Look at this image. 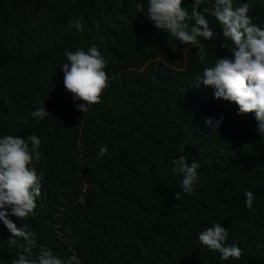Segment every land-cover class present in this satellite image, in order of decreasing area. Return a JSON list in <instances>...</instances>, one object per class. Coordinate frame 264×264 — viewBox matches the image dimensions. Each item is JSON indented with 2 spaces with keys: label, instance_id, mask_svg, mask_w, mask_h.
Listing matches in <instances>:
<instances>
[{
  "label": "trees",
  "instance_id": "trees-1",
  "mask_svg": "<svg viewBox=\"0 0 264 264\" xmlns=\"http://www.w3.org/2000/svg\"><path fill=\"white\" fill-rule=\"evenodd\" d=\"M194 3L181 6L191 13ZM243 3L264 28V0H233ZM148 4L0 0V138L37 135L35 169L44 173L35 215L9 218L35 233L30 259L43 246L80 264H264V135L254 113L238 115L212 86L196 85L232 45L220 47L222 29L205 13L217 38L184 46L147 20ZM93 44L107 61L108 87L82 112L61 66L66 51ZM41 107L52 115L33 117ZM220 117L218 129L205 126ZM102 146L108 151L97 159ZM184 159L200 166L192 195L172 171ZM216 223L227 229L226 243L242 249L240 259L222 260L198 240ZM9 236L0 221V264L18 259L25 243L10 245Z\"/></svg>",
  "mask_w": 264,
  "mask_h": 264
},
{
  "label": "clouds",
  "instance_id": "clouds-1",
  "mask_svg": "<svg viewBox=\"0 0 264 264\" xmlns=\"http://www.w3.org/2000/svg\"><path fill=\"white\" fill-rule=\"evenodd\" d=\"M209 0H195L191 13L181 6L182 0H149L147 20L160 31L176 38L184 46L198 47L200 37L205 40H215L217 33L212 29L205 13L215 17L222 29L224 41L221 48L232 45L230 57L218 58L213 67L203 69L198 83L212 86L214 98L235 103L238 115L254 113L257 121L258 134L264 135V28L252 22L249 16L250 5L243 3L234 7L233 0H214L212 7L197 8L208 3ZM194 21V23H191ZM77 30H83L84 24L77 19L73 22ZM187 47L185 51H187ZM201 52L204 49H199ZM68 63L61 66L64 73L65 89L72 93L73 100L83 101L76 105L82 112L90 105L100 102L104 89L108 87V76L105 72L107 61L101 55L98 47L93 44L86 51L77 48L66 51ZM52 115L44 107L32 112L33 117L44 119ZM223 117L219 120L208 118L205 126L218 129ZM40 138L30 134L26 138L5 135L0 138V221L8 229L9 244L16 245L18 240L22 249L18 259L12 264H80L76 255L67 261L53 254L51 249L40 247L39 255L30 259L36 247L35 233L27 231L26 227L17 225L9 218L15 216L18 220L35 215L36 198L41 194V181L44 173L39 174L35 169L41 159L39 148ZM107 146L99 149L97 159L107 153ZM199 163L186 159L179 166L172 169L175 174H182V190L192 195L198 183ZM178 198V194H175ZM245 207L252 209L254 194L245 192ZM10 209V213H9ZM229 233L220 223L206 228L198 234V240L210 251H218L222 260L229 258L240 259L242 249L236 244H227Z\"/></svg>",
  "mask_w": 264,
  "mask_h": 264
}]
</instances>
